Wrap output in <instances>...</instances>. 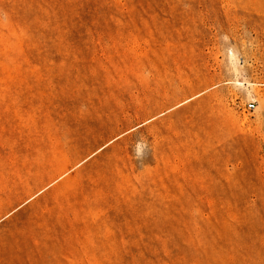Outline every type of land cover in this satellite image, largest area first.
Masks as SVG:
<instances>
[{
    "label": "rangeland",
    "instance_id": "1",
    "mask_svg": "<svg viewBox=\"0 0 264 264\" xmlns=\"http://www.w3.org/2000/svg\"><path fill=\"white\" fill-rule=\"evenodd\" d=\"M0 264H264V0H0Z\"/></svg>",
    "mask_w": 264,
    "mask_h": 264
},
{
    "label": "built area",
    "instance_id": "2",
    "mask_svg": "<svg viewBox=\"0 0 264 264\" xmlns=\"http://www.w3.org/2000/svg\"><path fill=\"white\" fill-rule=\"evenodd\" d=\"M253 107H254V106H253L252 104H248V105H247V108H248V109H253Z\"/></svg>",
    "mask_w": 264,
    "mask_h": 264
}]
</instances>
